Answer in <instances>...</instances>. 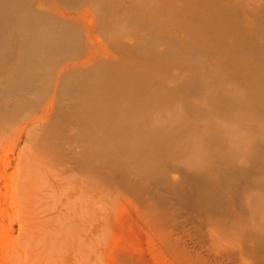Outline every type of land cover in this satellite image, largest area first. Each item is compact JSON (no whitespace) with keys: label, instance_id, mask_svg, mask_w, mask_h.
Returning a JSON list of instances; mask_svg holds the SVG:
<instances>
[{"label":"rangeland","instance_id":"374dc122","mask_svg":"<svg viewBox=\"0 0 264 264\" xmlns=\"http://www.w3.org/2000/svg\"><path fill=\"white\" fill-rule=\"evenodd\" d=\"M83 1L0 0V28H4L0 30V38L6 35L3 37L5 41L0 39V264H264V0H153L152 3L149 0H104L103 6L106 3L107 11L93 6L91 16L83 13V6L87 3ZM192 1L194 4H191ZM144 2V5L149 4L148 7L141 5ZM109 7L111 10H108ZM147 8L159 19L166 15H171L170 20L175 17L169 23L168 32L159 34V28L151 29L144 23L145 15L151 12ZM193 10L199 14L194 12L201 20L195 18L199 28L194 24L195 28L190 21ZM111 12L117 21H106V16L103 18ZM176 18L182 20V26ZM175 20L180 26L174 23ZM184 24L186 27L191 24L192 27L184 29ZM4 25H8V29ZM19 31L24 41H21L22 38L18 40L19 35L16 34ZM41 34L43 37H40ZM19 44H24L26 50ZM162 66H165L164 70ZM253 69L258 71L260 79L254 76ZM200 71L203 77H200ZM250 75L254 77H251L252 80ZM81 79L85 81L81 82ZM141 80L142 84H146H143L144 88L147 87L146 92L141 87L143 92L149 97L156 92L154 98L158 97L155 98L158 102L167 100L168 110L170 105L175 110L171 112L173 108L170 109L171 118L174 119L175 114L179 124H182L181 121L185 124L180 125L183 129L186 127V132L180 129L178 136L172 132L173 127L167 126L169 131L166 134L164 130L167 127L161 129V133L160 124L155 125H158L156 128L160 134L165 132L162 143L165 139L164 144L168 148L161 143L160 134L154 138L158 135L155 134V126L152 129L149 125L155 134L150 138L146 134L151 129L136 126L140 121L134 118L137 116L133 111H138L144 104L136 103V96L129 92L125 93L132 98L115 91L118 82L124 85L128 82L139 88ZM203 80L215 86L212 95L217 92L215 97L218 95V99L231 92L232 96H227L228 101L221 99L218 108L203 104L199 99ZM159 81L164 87H157ZM73 83L79 84L76 87L81 90L76 89ZM96 83L102 87L94 89L97 88ZM222 83L225 85L222 86ZM216 86H220L219 90ZM82 89H87L89 94L83 93ZM254 89L259 90L258 94L263 92L262 95L256 94ZM77 90L84 96L88 94L90 98H98L84 104L83 99L87 96L78 95ZM233 92L241 97L236 99ZM54 98L58 100L53 101ZM246 99L251 101L250 107L254 110H246L244 105L249 103L245 102ZM91 101L95 102L92 106ZM78 102L89 109L84 110ZM96 103L102 108L98 110ZM109 103L121 108L116 107V110ZM237 106H240L239 109ZM113 108L118 112L113 114ZM228 109L232 114L237 110L238 116L235 113L231 116ZM123 110L127 114H123ZM119 111L127 117L124 121ZM227 111L229 114H226ZM256 111L260 112L259 116ZM105 112L112 113L109 115L111 121L114 115L120 116L119 124L109 121ZM194 112L205 117L201 115L198 119ZM247 112L252 115L247 116ZM219 113L225 115L219 116ZM255 113L258 117L254 116ZM88 114L92 118L87 117ZM212 116L215 118H212L215 120L213 126L209 123L205 125L210 120L208 117ZM238 117L240 120L236 119ZM249 117L253 118L252 121ZM88 118H95L101 125ZM218 121L226 129L223 134ZM126 122H130V126ZM187 123L191 124L190 127ZM235 123L238 126L234 127ZM252 124L256 125L249 127ZM100 127L105 131V127H110L108 133L111 137L113 130L115 137L130 130L131 134H125L136 139L128 141L126 135V138L120 137L122 141L114 136L111 138L108 133V136L102 135ZM111 127L118 128L112 130ZM141 127L145 132L143 136L139 131ZM135 131L140 132L139 135ZM195 132L198 134L194 136ZM145 135L146 142L143 140ZM168 135L178 137L181 144L179 139L176 141V137ZM224 135L226 137L222 140ZM232 135L235 138H251L243 144L244 147H240L241 150L243 147L242 151L239 149L241 154L235 153L236 149L231 150L230 143L226 141ZM152 138L155 143L160 141L162 145L159 146H165L161 148L154 144V148L164 149L161 150L163 154L153 146L150 147L157 155H154L155 152L150 154L153 150L149 146L144 150L147 140ZM138 139L141 145L143 141L146 143L142 148L136 142ZM118 140L120 143L115 146ZM134 141L138 144L137 151ZM183 141L190 145L188 148L191 145L200 149L205 147L204 152L203 149H196L204 156L200 154V158L192 155L187 147L182 146L183 149ZM122 143L123 146L120 145ZM125 144H128V150H125ZM168 145L175 147L172 149ZM226 148L227 154L223 150ZM118 150H123V154ZM125 152L126 155L133 152L137 156L128 154L132 156L130 158ZM143 155L146 164L142 163L146 167L138 165ZM152 155L158 158L153 159Z\"/></svg>","mask_w":264,"mask_h":264},{"label":"bare ground","instance_id":"6f19581e","mask_svg":"<svg viewBox=\"0 0 264 264\" xmlns=\"http://www.w3.org/2000/svg\"><path fill=\"white\" fill-rule=\"evenodd\" d=\"M107 1H109V0H107ZM149 1H150L151 3L153 2V0H149ZM172 1H173V0H172ZM178 1H179V0H178ZM178 1H177V2H178ZM83 2H84V3H85V2L88 3V5H86V4H87V3H86V4L83 6V13H85V14L88 13L90 16H91V14H93V12H94L93 6H94V8H95V7H97V8H100V7H101V9H103V10L105 9V6H107L106 3H105V6H103L104 0H84ZM173 2H174V1H173ZM177 2H176V3H177ZM188 2H191V0H189ZM188 2H187V3H188ZM179 3H180V2H179ZM144 4H145V2H144L143 4H141V5L146 6V7H148V5H149L148 3H147L148 5H147V4L144 5ZM180 4H181V3H180ZM180 4H179V5L177 4V5L180 6ZM191 4H194V2L192 1ZM90 5H91V6H90ZM155 5H156V4H155ZM173 5H175V4H173ZM173 5H172V6H173ZM186 5H187V4H186ZM172 6H171V7H172ZM181 6H183V5H181ZM181 6H180V7H181ZM0 7H1V6H0ZM107 7H108V6H107ZM169 7H170V6H169ZM173 7H174V6H173ZM176 7H177V6L175 5V8H176ZM180 7H179V8H180ZM185 7H187V6H185ZM192 7H193V5H192ZM182 8H184V6H183ZM182 8H180V9H182ZM109 9L111 10V7H109L108 10H109ZM172 9H173V8H171V11L174 12V10H172ZM188 9H189V5H188ZM190 9H191V8H190ZM103 10H102V11H103ZM105 10L107 11V9H105ZM147 10L151 11V9H149V8H147ZM168 11H170V10H168ZM168 11H166V12H168ZM179 11H181V10H179ZM182 11H183V9H182ZM175 12H176V11H175ZM183 12H184V11H183ZM194 12H195V11L193 10L192 14L195 15L196 17H194L193 15H191V16H190V17H191V20H190V21L193 22V25L196 24V27H198L197 24H198L199 22L197 23V22H196L197 20L195 21V18L197 19L198 16H197L196 14H194ZM6 13H9V12H6ZM10 13H12V12H10ZM105 13H107V12H105ZM180 13H181V12H180ZM187 13H189V11H187ZM190 13H191V12H190ZM195 13H197V12H195ZM4 14H5V13H4ZM14 14H15V13H14ZM96 14H97V13H96ZM166 14H167V13H166ZM177 14H179V13L177 12ZM197 14H198V13H197ZM8 15H9V14H8ZM94 15H95V14H94ZM103 15H104V14H103ZM198 15H199V14H198ZM2 16H3V15H2ZM5 16H7V15H5ZM92 16H93V15H92ZM100 16H101V15H100ZM105 16L107 17L106 21H107V20H111L112 22L117 21V20H115V19L113 18V17H114L113 12H111V14H109V15H107V14L104 15L103 18H104ZM169 16L171 17V15H168V16L166 15V17H163V18L161 17L162 19H159V17H157V15H154V13L151 11L148 15H145V17H144V23H145L148 27L150 26L151 29H157V28H159V29H158L159 34H160V32H161L162 34H165V33L168 32V30H169L168 27H169V23H170V21H173L174 18H175V17H174V18H171V20H170ZM178 16H180V15H178ZM180 18H182V17L180 16ZM186 18H188V16H187ZM186 18H185V19H186ZM6 19H7V18H6ZM172 19H173V20H172ZM176 19H178V18H176ZM188 19H189V18H188ZM198 19H199V17H198ZM160 20H161V22H160ZM178 20H179L178 22H180V24H181V26H182V23H183V22L181 23V21L184 20V19L182 18L181 21H180V19H178ZM0 21H2V20L0 19ZM104 21H105V20H104ZM175 21H176V22H175ZM175 21H174V23H176L177 25L180 26V24L177 22V20H175ZM185 21L188 22L187 19H186ZM190 21H189V23H190ZM194 21H195L196 23H194ZM199 21H201V20L199 19ZM187 22H186V23H187ZM174 23H173V24H174ZM201 23H202V22H201ZM6 24H7V23H6ZM176 24H175V25H176ZM11 25H13V24L11 23ZM11 25L9 24V26H11ZM170 25H171V24H170ZM177 25H176L175 27L180 28V27H178ZM190 25H191V24H189V25L187 24V27H189ZM2 26H3V25H2ZM4 26H5V25H4ZM7 26H8V25H7ZM7 26H5V27L8 29ZM23 26H24V25H23ZM25 26H26V24H25ZM27 26H28V25H27ZM172 26H173V25H172ZM172 26H170V27H172ZM0 27H1V26H0ZM13 27H14V25L12 26V28H13ZM183 27H185L184 29L187 28V27L185 26V24H184ZM183 27H181V28H183ZM190 27H192V26H190ZM194 27H195V25H194ZM196 27H195V28H196ZM21 28H23V27H21ZM28 28H29V27H28ZM195 28H194V29H195ZM198 28H199V27H198ZM3 29H4V28H3ZM3 29L0 28V30H3ZM122 29H123V28H122ZM161 29H162V30H161ZM188 29H189V28H188ZM190 29L193 30L192 28H190ZM22 30H23V29H22ZM40 30H41V29H40ZM41 31H42V30H41ZM153 31H154V30H153ZM162 31L165 32V33H163ZM1 32H2V31H1ZM19 32H20V31H19ZM19 32H18V33H19ZM2 33H3V32H2ZM6 33H7V32H6ZM6 33H5V34H6ZM15 33H16V32H15ZM41 33H42V32H41ZM43 33H44V32H43ZM48 33H49V31H48ZM153 33H154V32H153ZM131 34H132V33H131ZM131 34H130V35H131ZM134 34H135V33H134ZM136 34H137V33H136ZM17 35H19V36L17 37L18 40H20L19 38H22V37H23V36L21 35V32H20L19 34H16V36H17ZM20 35H21V37H20ZM44 35L47 36L46 33H45ZM2 36H3V35H2ZM41 36H42V34L40 35V37H41ZM131 36H132V35H131ZM133 36H134V35H133ZM3 37L5 38L6 35H4ZM3 37H1L2 39H1V38H0V39L3 40ZM30 37H31V36H30ZM34 37H35V36H34ZM37 37H38V35H37ZM42 37H43V36H42ZM54 37H55V36H54ZM138 37H139L138 40H140V36H138ZM25 38H26V37H25ZM25 38H24V39H25ZM44 38L46 39V37H44ZM133 38H134V40L136 39L135 37H133ZM27 39H29V35H28V38H27ZM49 39H50V38H49ZM49 39L47 38V40H49ZM55 39H56V38H55ZM57 39H58V38H57ZM22 40H23V38L21 39V41H22ZM47 40H46V41H47ZM51 40H52V38H51ZM131 40H132V39H131ZM3 41H5V40H3ZM3 41H2V42H3ZM23 41H24V40H23ZM25 41H26V39H25ZM54 41H56V40H54ZM136 41H137V39H136ZM0 42H1V41H0ZM28 42H29V41H27V43H28ZM32 42H33V41H32ZM56 42H58V41H56ZM19 43H21V42H19ZM22 43H23V42H22ZM27 43H26V46L29 44V43H28V44H27ZM37 43H40V42H37ZM1 44H2V43H1ZM4 44H5V43H4ZM34 44H35V43H34ZM58 44H59V43H58ZM60 44H61V42H60ZM19 45H20V44H19ZM19 45H17V46H19ZM22 45H23V48H25V47H24V44H22ZM22 45H20V47H21ZM40 45L42 46V44H40ZM53 45H54V43H53ZM61 45H62V44H61ZM61 45H60V46H61ZM63 45H64V44H63ZM7 47H8V44H7ZM27 47H29V46H27ZM18 48H19V47H18ZM41 48H42V47H41ZM19 49H20V48H19ZM19 49H18V50H19ZM21 49H22V48H21ZM29 49H30V47H29ZM39 49H40V48H39ZM39 49H38V51H39ZM23 50H24V49H22V51H23ZM25 50H26V48H25ZM25 50H24V52H25ZM31 50H32V49H31ZM34 50H35V49H34ZM19 51H21V50H19ZM22 51H21V52H22ZM40 51H42V50L40 49ZM32 52H33V51H32ZM34 52H35V51H34ZM43 52H44V51H43ZM19 53H20V52H18V54H19ZM28 53H29V52H28ZM38 53H41V52H38ZM20 54H23V52L20 53ZM30 54H31V53H30ZM41 54H45V53H41ZM41 54H40V55L38 54V55L41 56ZM14 56H15V55H14ZM35 56H36V53L34 54V57H35ZM142 56H143V55H142ZM15 57H16V56H15ZM17 57H18V55H17ZM19 57H21V56L19 55ZM28 57H29V56H27V59H28ZM41 57H42V56H41ZM41 57H40V59H41ZM144 57H147V59H148V55H147V56L144 55ZM22 58H23V56H22ZM35 58H37V57H35ZM35 58H34V61H35ZM38 58H39V57H38ZM149 58H150V57H149ZM150 59L153 61L152 58H150ZM150 59H148V60H150ZM37 60H38V59H37ZM37 60H36V62H37ZM41 60H42V59H41ZM4 61H5V60H4ZM39 61H40V60H39ZM144 61H145V59H144ZM146 61H147V60H146ZM152 61H151V62H152ZM147 62H148V61H147ZM6 63H8V62H6ZM37 63H38V62H37ZM39 63H40V62H39ZM152 64H153V63H152ZM12 65H13V63H12ZM150 65H151V64H150ZM26 66L28 67V65H26ZM151 66H152V65H151ZM158 66H159V65H158ZM2 67H3V66H2ZM36 67H37V66H36ZM146 67H147V66H146ZM153 67H154V65H153ZM164 67H165V66H164ZM164 67L162 66V69H163ZM243 67H244V66H243ZM245 67H247V66H245ZM37 68H40V66L37 67ZM147 68H150V67H147ZM147 68H146V69H147ZM156 68H157V67H156ZM158 68H159V67H158ZM158 68H157V70H159V69L161 68V66H160L159 69H158ZM248 68L250 69L249 66H248ZM248 68H247V69H248ZM5 69H6V68H5ZM146 69H145V70H146ZM150 69H151V68H150ZM153 69H155V68H153ZM162 69H161V70H162ZM244 69H245V68H244ZM6 70H7V69H6ZM118 70H119V69H118ZM118 70H117V71H118ZM121 70H122V69H121ZM155 70H156V69H155ZM157 70H156V72H157ZM163 70H164V69H163ZM253 70H254V69H253ZM253 70H252V71H253ZM49 71H51V70H49ZM59 71H60V70H59ZM245 71H248V70H245ZM249 71H250V70H249ZM249 71H248L247 73H251V71H250V72H249ZM3 72H5V71H3ZM118 72H119V71H118ZM118 72H117V73H118ZM126 72L128 73L127 70H126ZM126 72H125V73H126ZM131 72H132V71H131ZM148 72H149V71H148ZM153 72H154V70H153ZM162 72H163V71H162ZM162 72H161V73H162ZM254 72L256 73V72H258V71L254 70ZM254 72H253V73H254ZM117 73H116V75H117ZM146 73H147V72H146ZM151 73H152V72H151ZM196 73H197V72H196ZM198 73H199V72H198ZM198 73H197V74H198ZM205 73H206V72H205ZM205 73H204V74H205ZM245 73H246V72H245ZM5 74H7V73H5ZM159 74H160V73H159ZM201 74H202V73H201V71H200L199 75H200V77H203V76H201ZM3 75H4V74H3ZM10 75H11V74H10ZM136 75H137V74H136ZM157 75H158V74H157ZM160 75H161V74H160ZM253 75H254V74H253ZM256 75H257V77H256ZM6 76L9 77L8 75H6ZM61 76H62V75H61ZM130 76H131V75H130ZM132 76H134V75H132ZM142 76H143V75H142ZM245 76H246V75H245ZM254 76H255L257 79H260V78L258 77V73H256ZM3 77H4V79L7 80V78H5V76H3ZM12 77H13V76H12ZM121 77H122V76H121ZM134 77H136V76H134ZM139 77H140V76H138L137 78H139ZM247 77H248V76H247ZM251 77H252V76L250 75L249 78L251 79ZM60 78H62V77H60ZM119 78H120V75H119ZM119 78H118V79H119ZM126 78H127V77H126ZM161 78H162V77H161ZM249 78H248L247 80H249ZM252 78H254V77H252ZM256 78H255V79H256ZM13 79H14V78H13ZM118 79H117V80H118ZM128 79H129V78H128ZM131 79H132V78L130 77L129 80H131ZM139 79H140V78H139ZM139 79H138V80L136 79L137 82H139ZM199 79H201V78H199ZM63 80H64V79H63ZM63 80H62V81H63ZM65 80H66V79H65ZM81 80H82V79H81ZM81 80H77V81H81ZM119 80H121V79H119ZM144 80H145V79H144ZM162 80H163V79H162ZM251 80H252V79H251ZM13 81H14V80H13ZM62 81H61V82H62ZM77 81L75 80L74 82H77ZM84 81H85V80H82L81 82H84ZM91 81H94V80H91ZM123 81H124V80H123ZM123 81H121V82H123ZM65 82H66V81H65ZM71 82H72V81H71ZM117 82H118V81H117ZM126 82H127V81H126ZM129 82H130V81H129ZM161 82H162V81H161ZM161 82L159 81V84L157 85V87H162V86H163L164 80H163V83H161ZM201 82H202V81H201ZM247 82H248V81H246V84H248ZM257 82H259V80H257ZM67 83H68V82H67ZM78 83H79V82H78ZM90 83L93 84V82H90ZM111 83H112V82H111ZM82 84H83V83H82ZM122 84H123V85H122ZM143 84L146 86L145 82H144ZM143 84H142V80H141V84H140L141 86L139 85V88L136 87V86H134V85H132L131 83L128 84V82H127L126 85H124V83H119V82L115 85V87H116L115 91H116L117 93H120V94L123 93V94H124L125 92H129V93H131L132 95H135V96H136V99H137V102L135 101L136 103H138V102H142V103L144 104V105L139 104V105H141V106H140V109H139V106H138V109H139L138 111L134 108L136 112H134L133 110H130V111H133V113H135L136 116H137L138 118H137V117H134L135 115H132V117L136 118L138 122H139V121L141 122V123L139 122V125L137 124L136 126H137V127L139 126V128H140V125H143L142 127H147L146 129L149 130V129H151V128L149 127V125L153 127V126H155L156 124H158V125L160 124V126H159V127H161V128H159L160 130L166 128L167 126H170L171 128L173 127V128H172V130H173L172 132H174L177 136H178V133H179V132L181 133V131H179L180 129H182V130H183L182 132H184V130H185L186 127H185L184 129H183V127H181V125L184 124L183 121H181L182 124L180 123V124H181V125H180V124H179L180 121L177 120V115L175 116V114H174L173 117H175L176 119H175V118H174V119L171 118L170 114H171V112H173L174 108L171 107V105H170V108H169V110H168L167 105H168L169 102H168L167 100H164V102L167 101L166 104H165L163 101L158 102V101L156 100L158 97H155L156 99L154 98V95H155L156 92H155V93L152 92V93H154L153 97H149L150 95L147 96V95H146L147 93H144V92H143L144 90L141 88V87L144 88ZM164 84H165V83H164ZM218 84L221 85L220 83H218ZM218 84H217V85H218ZM263 84H264V83H263ZM16 85H17V84H16ZM58 85L60 86L61 84L59 83ZM62 85L65 86V84H63V83H62ZM76 85L78 86L79 84H76ZM76 85H74V83H73V86L77 89L79 86L76 87ZM83 85H84V87H85V84H83ZM94 85H95V82H94ZM98 85H100V84H98ZM98 85H97V83H96V87H97V88H94V89H98V88L100 89V87H102V86L98 87ZM136 85H137V84H136ZM201 85H202L203 88H202V90H201V94H200L199 99H200V101H201L203 104H204V103H207V104H205V105H208V104H209V106L211 105V106H216V107H217V105H218V103H219V101H220L221 99L223 100V98H224L226 101H228V97H227V96L230 97V94H231V96H232V92H231V93L228 92V93H230V94L227 95V94H224V93H225V91H224V93H220V94H222V95L224 94L223 98H221V99L219 98V99H218V97H217L218 95L215 97V95L217 94L216 91H215L216 94L214 93L215 95H212V91H213V88H214L215 86L210 85V83L207 84V82H205V80H203V82H202ZM223 85H225V83H222V86H223ZM250 85H251V83H250ZM250 85H248V86H250ZM10 86H11V85H10ZM66 86H67V85H66ZM86 86H88V84H86ZM137 86H138V85H137ZM222 86H221V87H222ZM253 86H254V85H253ZM13 87H15V86H13ZM68 87H70V86H68ZM91 87H93V85H92ZM91 87H90V88H91ZM94 87H95V86H94ZM111 87H114V85H113V86L111 85ZM115 87H114V88H115ZM163 87H164V86H163ZM216 87H217V86H216ZM224 87H225V86H224ZM254 87H255V86H254ZM263 87H264V86H263ZM11 88H12V87H11ZM11 88H9V89H10V92H11V90H12ZM16 88H17V86H16ZM16 88H15V89H16ZM56 88H57V87H56ZM88 88H89V87H88ZM154 88H156V87H154ZM200 88H201V86H200ZM219 88H220V86L217 87V90H219ZM222 88H223V87H222ZM251 88H252V86H251ZM17 89H18V88H17ZM57 89L59 90V88H57ZM67 89H68V88H67ZM78 89H79V88H78ZM144 89H146V90H145V92H146V91H147V87L144 88ZM256 89H257V85H256ZM258 89H259V87H258ZM262 89H264V88H262ZM19 90H20V88H19ZM68 90L70 91V89H68ZM79 90H81V89H79ZM79 90H77L76 93H78V95L82 96L83 94H81V93L79 94V92H81V91H79ZM86 90H87V89H85V90L82 89V92H83V93H84V91L87 92L88 90H87V91H86ZM110 90H111V88H110ZM113 90H114V89H112L111 92L115 94V91H113ZM251 90L253 91V88H252ZM254 90H255V89H254ZM7 91H8V90H7ZM59 91H60V90H59ZM72 91H73V90H72ZM93 91L96 92L95 90H93ZM100 91H101V90H100ZM105 91H106V90L103 91L104 94H105ZM202 91H203V92H202ZM221 91H222V90H221ZM236 91H237V90H236ZM252 91H251V92H252ZM255 91H256V90H255ZM258 91H259V90H258ZM258 91H256V94H258ZM16 92H17V91H16ZM16 92H15V93H16ZM18 92H20V91H18ZM24 92L27 93L28 91H24ZM74 92H75V91H74ZM74 92H72V93L74 94ZM98 92H99V91H98ZM103 92H102V93H103ZM197 92H198V95H199L200 90L197 91ZM213 92H214V91H213ZM239 92H240V91H239ZM260 92H261V89H260ZM15 93H14V94H15ZM21 93H22V92H21ZM26 93H25V94H26ZM69 93L71 94V91H70ZM87 93H88V92H87ZM91 93H92V92H91ZM262 93H263V92H262ZM262 93H261V94H258V95L261 96ZM11 94H12V92H11ZM55 94H56V93H55ZM58 94H59V92H58ZM88 94H89V93H88ZM88 94H87V95H88ZM92 94H93V93H92ZM123 94H122V95H123ZM125 94L127 95L128 93H125ZM220 94H219V95H220ZM233 94H234V92H233ZM241 94H242V92H241ZM250 94H251V93H250ZM250 94H249V95H250ZM17 95H18V94L16 93L15 96H17ZM71 95H72V94H71ZM87 95H85V96H87ZM94 95H95V94H94ZM99 95H100V94H99ZM157 95H158V94H157ZM225 95H226V96H225ZM234 95H235V94H234ZM234 95H233V96H234ZM249 95H248V96H249ZM263 95H264V94H263ZM263 95H262V97H264ZM73 96H75V95H73ZM83 96H84V95H83ZM85 96H84V98H85ZM101 96H102V95H101ZM111 96H112V95H111ZM113 96L118 97L117 95H113ZM123 96H125V95H123ZM128 96H130V95L128 94ZM235 96H236V95H235ZM235 96H234V98H235ZM237 96H238V95H237ZM237 96H236V97H237ZM55 97H57V94H56ZM77 97H78V96H77ZM99 97H100V96H99ZM219 97H221V95H220ZM238 97H241V96H238ZM238 97H237L236 99H238ZM251 97H252V96H251ZM262 97H261V98H262ZM17 98H18V97H17ZM17 98H16V99H17ZM19 98H20V97H19ZM57 98L59 99V97H57ZM57 98H54L53 101H56L55 99H57ZM75 98H76V96H75ZM88 98H89V99H88ZM97 98H98V97H97ZM97 98H96V99H97ZM110 98H111V97H110ZM118 98H119V97H118ZM130 98H132V97L130 96ZM134 98H135V97H134ZM58 99H57V100H58ZM76 99H78V98H76ZM80 99H81V97H80ZM80 99H79L78 101H80ZM82 99H83V97H82ZM82 99H81V100H82ZM96 99H95L94 97H91V98H90V97L87 96L85 99H83V101H84V104H85L87 101H90V100H96ZM115 99H116V98H115ZM115 99H114V100H115ZM119 99H120V98H119ZM244 99H245V97H244ZM244 99H243V100H244ZM252 99H253V98H252ZM17 100H18V99H17ZM21 100H22V99H21ZM102 100H103V99H102ZM48 101H49V100H48ZM107 101H108V98L106 99V102H107ZM109 101H110V100H109ZM132 101H133V99H132ZM236 101L239 103L238 100H236ZM240 101H241V100H240ZM247 101H249V100L246 99L245 102H247ZM252 101H253V100H252ZM16 102H17V101H16ZM103 102H104V101H103ZM114 102H115V101H114ZM116 102H117V100H116ZM118 102H120V100H119ZM118 102H117V103H118ZM133 102H134V101H133ZM135 102H134V103H135ZM161 102H162V103H161ZM224 102H225V101H224ZM230 102H231V101H230ZM245 102H244V103H245ZM256 102H257V101H256ZM20 103H21V102H20ZM23 103H24V102L22 101L21 105H22ZM53 103H54V102H53ZM91 103H92L91 105H90V102H89L88 104H89L90 106H92L93 104H95V102H93V101H91ZM110 103H112V98H111V102H110ZM110 103H109V106H110ZM163 103H164V104H163ZM221 103H222V102H221ZM221 103H220V104H221ZM240 103H241V102H240ZM242 103H243V102H242ZM257 103H260V101L257 102ZM15 104H16V103H15ZM102 104H103V103H102ZM119 104H120V103H119ZM220 104H219V107H220ZM223 104H224V103H223ZM249 104H250V105H249ZM252 104H253V103H252ZM261 104H262V103H261ZM261 104H260V105H261ZM78 105H79V102H78ZM96 105L99 106V107L96 106V107L98 108V110H99V108H100V109L102 108V107H100L101 102H100V105H98V103H96ZM115 105H116V106H115ZM115 105L112 104L110 107L113 106L116 110H118V109L116 108V107H118L117 104H115ZM131 105H132V104H131ZM134 105H136V104H134ZM137 105H138V104H137ZM237 105H240V104H237ZM262 105H263V104H262ZM11 106H12V105H11ZM13 106H14V105H13ZM13 106H12V107H13ZM79 106H80V107L82 106L81 108H83L84 110H86V109L88 108V106H87V108L85 109V108L83 107V106H85V105H83V103H82V105H81V103H80ZM109 106H108V107H109ZM142 106H143V107H142ZM221 106H222V105H221ZM230 106L233 107L232 103H231ZM230 106L228 105L229 108H230ZM250 106H252V105H251V101H249L248 104L244 105L245 108L247 107V108H246L247 111L252 110L253 107H250ZM257 106H258V104H257ZM12 107H11V109H13L12 111H14V108H12ZM130 107H131V106H130ZM132 107H134V106L132 105ZM136 107H137V106H136ZM195 107H196V106H194V108H195ZM207 107H208V106H207ZM216 107H214V108H216ZM222 107H223V106H222ZM237 107H238V106H237ZM239 107H240V106H239ZM239 107H238L237 109H239ZM114 108H113V111H114ZM118 108L120 109L121 106L118 107ZM122 108H124V107H122ZM127 108H128V106H127ZM171 108H173V109L171 110V112H170V114H169V111H170ZM194 108H193V109H194ZM217 108H218V107H217ZM223 108H224V107H223ZM223 108H222V109H223ZM245 108H244V109H245ZM257 108H260V107H257ZM15 109H17V105H16V108H15ZM48 109H49V108H48ZM88 109H89V108H88ZM103 109H104V108H103ZM109 109H110V108H109ZM109 109H108V111H109ZM124 109H125V108H124ZM130 109H132V108H130ZM197 109H199V107H198ZM209 109H210V108H209ZM211 109H213V108H211ZM220 109H221V108H219V110H220ZM254 109H255V108H253V110H254ZM111 110H112V108H111ZM111 110H110V111H111ZM116 110H115V111H116ZM194 110H195V109H194ZM194 110H193V111H194ZM232 110H233V109H232ZM258 110H260V109H257V111H258ZM5 111H7V110H5ZM12 111H8V112L10 113V112H12ZM87 111H88V110H87ZM101 111H104V110H101ZM108 111H107V112H108ZM115 111H114L113 114H115V113L118 112V111H117V112H115ZM127 111H128V109H127ZM127 111L124 112V110H123L122 112H124L123 114H127ZM130 111H129V112H130ZM228 111H230V110L228 109ZM228 111L226 112V114H227V113L229 114ZM236 111H237V110H235V112L233 111V114H232L231 111H230L231 116H233L234 113H235V115H236V114L238 113V112H236ZM238 111H239V110H238ZM257 111H256V112H257ZM90 112H91V111H90ZM90 112H89V113H90ZM96 112H97V111H96V109H95V114H96ZM111 112H112V111H111ZM120 112H121V111H119V114H120ZM137 112H139L138 115H137ZM174 112H175V110H174ZM195 112H196V111H195ZM195 112L193 113V115H194V114L196 115ZM9 113H8V115H11V114H9ZM86 113H87V112H86ZM97 113H98V112H97ZM105 113H106V112H105ZM109 113H110V112H109ZM197 113H198V112H197ZM239 113H241V111H240ZM252 113H253V112H252ZM257 113H258V116H259V113H260V112H257ZM261 113H263V112H261ZM6 114H7V113H6ZM91 114L93 115L94 112H92ZM91 114H90V115H91ZM95 114H94V115H95ZM111 114H112V113H111ZM111 114H107V113H106L107 116H109V115H111ZM119 114H118V116H119ZM131 114H132V113H131ZM131 114H130V115H131ZM200 114H201V113H200ZM220 114H222V113H219V116H220ZM223 114H224V113H223ZM223 114H222V115H223ZM242 114H243V112H242ZM248 114H251V113H248V112H247V116H248ZM255 114H256V113H255ZM1 115L4 116V114H2V113H1ZM88 115H89V114H88ZM88 115H87V117L92 118V117H90V115H89V116H88ZM92 115H91V116H92ZM116 115H117V114H116ZM128 115H129V114H128ZM130 115H129V116H130ZM201 115H202V114H201ZM201 115H199V116H201ZM224 115H225V114H224ZM224 115H223V116H224ZM239 115H240V114H239ZM251 115H252V114H251ZM253 115H254V114H253ZM260 115H261V114H260ZM103 116H104V115H103ZM107 116H106V118H107ZM112 116H113V115H112ZM120 116L123 117V116H122V113L120 114ZM120 116H119V118H118L117 116L114 115V117L112 118V121H113V122L110 120V119H111L110 116H109L108 120L111 121L113 124H114V123L119 124ZM126 116H127V115H126ZM196 116H197V117H196ZM196 116H195L196 118L199 117L198 115H196ZM223 116H221V117H223ZM227 116H228V115H226V117H227ZM236 116H238V115H236ZM243 116H246V115L243 114ZM254 116H257V114L254 115ZM254 116H253V117H254ZM258 116H257V117H258ZM0 117H2V116H0ZM4 117H5V116H4ZM7 117H8V116H7ZM99 117H100V116H99ZM178 117H179V116H178ZM180 117H181V116H180ZM201 117L204 118L205 115H202ZM201 117H200V118H201ZM241 117H242V116H241ZM8 118H9V117H8ZM89 118H88V119H89ZM100 118H101V117H100ZM124 118H127V117H123V121H124ZM129 118H130V117H129ZM181 118H182V117H181ZM181 118H180V120H181ZM212 118H213V116H212V117H208V119H210V120H209L208 122L206 121L207 124L205 123V125H208V123H209L210 125L214 124V123H215V122H214L215 120H212ZM249 118H250V120H251L252 117H249ZM2 119H3V118H2ZM5 119H6V118H5ZM94 119H95V118H94ZM94 119H89V120L92 121V120H94ZM136 119H134V121H135ZM138 119H139V120H138ZM178 119H179V118H178ZM183 119H184V118H183ZM198 119H199V118H198ZM213 119H215V118H213ZM231 119H232V118H231ZM236 119L238 120L239 117L236 118ZM244 119H245V117H244ZM246 119H248V118H246ZM252 119H253V118H252ZM257 119H258V118H257ZM257 119H256V120H257ZM102 120H103V119H102ZM108 120L106 119V121H108ZM121 120H122V119H121ZM121 120H120V121H121ZM130 120L133 121L132 119H130ZM196 120H197V119H196ZM225 120H226V119H225ZM229 120H230V118H229ZM229 120H226V121H229ZM239 120H240V119H239ZM259 120H260V122H261L262 119H259ZM0 121H2L1 118H0ZM3 121H4V120H3ZM97 121H98V120L95 119V124H96V123L98 124ZM125 121H126V120H125ZM184 121H185V120H184ZM244 121H245V120H244ZM251 121H252V120H251ZM111 122H110V123H111ZM121 122H122V121H121ZM233 122H234V121H233ZM241 122H243V120L240 121V123H241ZM253 122H254V121H253ZM253 122H251V123H253ZM257 122H258V120H257ZM262 122H263V121H262ZM262 122H261V123H262ZM124 123H125V122H123V124H124ZM133 123H134V122H132L131 124H133ZM185 123H186V121H185ZM221 123H222V122H221ZM230 123H231V122H230ZM247 123H249V122H247ZM254 123H255V122H254ZM258 123H259V122H258ZM99 124H100V123H99ZM99 124H98V126H99ZM134 124H135V123H134ZM134 124H133V125H134ZM187 124H188V123H187ZM225 124H226V122H225ZM241 124H242V123H241ZM244 124H246V122H244ZM262 124H263V123H262ZM262 124H261V127H262ZM100 125H101V124H100ZM111 125H112V124H111ZM126 125H129V126H130V122H128V124H127V122H126ZM126 125H125V126H126ZM158 125H157V126H158ZM184 125H185V124H184ZM184 125H183V126H184ZM188 125H189V127H190L191 124H188ZM221 125H222V124H221ZM221 125H220V123H219V121H218L219 130L221 131V134H223L222 131L225 129V127H224V126H221ZM226 125H227V124H226ZM229 125H231V124H229ZM233 125H234V124H233ZM247 125H248V124H246V126H247ZM249 125H250V124H249ZM253 125H256V124H252V126H249V127H252V128H253ZM102 126H103V125H102ZM121 126H122V125H121ZM123 126H124V125H123ZM157 126H155V128H156ZM212 126H213V125H212ZM220 126H221V127H220ZM231 126H232V125H231ZM235 126H238V125L235 123L234 127H235ZM87 127H88V126H87ZM103 127H104V126H103ZM127 127H128V126H127ZM137 127H136V128H137ZM142 127H141V130L139 129L140 132L142 131V132H141V133H142L141 136H143V135H144L143 133H145V132H143V131H144V128H142ZM205 127H206V126H205ZM215 127H217V125H215ZM247 127H248V126H247ZM105 128H107V130H106L107 132L105 131V129L103 130V129H101V127H100V129H101L100 132H101L102 135H107V133L110 132V131H108V129H109L110 127H109V128H108V127H105ZM111 128H112V127H111ZM116 128H118V127H116ZM116 128H112V130H113V129H116ZM119 128H120V127H119ZM123 128L127 129L126 127H123ZM131 128H133V127H131ZM134 128H135V127H134ZM134 128H133V129H134ZM136 128H135V130H136ZM168 128H169V127H167V128L164 130V131H166V134H167L168 131H169ZM206 128H207V130L209 129V127H206ZM229 128L231 129L232 127H229ZM229 128H227V130H228ZM256 128H260V127H257V126H256ZM85 129H89V128H85ZM142 129H143V130H142ZM152 129H154V127H153ZM152 129H151L150 131H147V132H149V134H146V135H148L147 138H148V137L150 138V137L154 136L155 134H158V135L155 136L154 138H157V137L159 136V134H160V133H159V129H158V128L154 129V130H155V134L152 133ZM157 129H158V130H157ZM187 129H188V127H187ZM190 129H191V128H190ZM245 129H246V128H245ZM247 129H248V128H247ZM167 130H168V131H167ZM209 130H210V129H209ZM225 130H226V129H225ZM232 130H233V129H232ZM263 130H264V129H263ZM263 130H261V131L263 132ZM85 131L87 132V130H85ZM89 131H91V129H90ZM89 131H88V134H89ZM103 131H104L106 134H104ZM116 131H117V130H116ZM118 131L120 132L119 129H118ZM118 131H117V132H118ZM121 131H122V130H121ZM137 131H138V129H137ZM137 131H135V132H137ZM156 131H157L158 133H157ZM191 131H192V130H191ZM191 131H189V132H191ZM233 131H234V130H233ZM113 132H115V131L113 130ZM113 132L111 131V133L113 134L112 137L116 134V132H115V134H114ZM126 132H127V131L124 132V135H126V134H125ZM129 132H130V130L127 132V134H128ZM131 132H132V130H131ZM140 132H139V133H140ZM162 132H163V131L161 130V133H162ZM185 132H186V130H185ZM192 132H193V131H192ZM228 132L231 133V131H228ZM262 132H261V133H262ZM93 133H94V132H92V134H93ZM137 133H138V132H137ZM139 133H138V135H139ZM150 133H151V134H150ZM169 133H171V132H169ZM174 133H172V134H174ZM187 133H188V132H187ZM196 133L198 134V132H195V133H194V136H195ZM208 133H209V132H208ZM86 134H87V133H86ZM118 134H120V133H118ZM129 134H131V133H129ZM209 134H210V133H209ZM218 134H219V132H218ZM228 134H229V133H228ZM84 135H85V134H84ZM84 135H83V136H84ZM93 135L95 136V133H94ZM93 135H92V136H93ZM97 135H98V134H97ZM102 135H100V137H102ZM108 135L111 137V135H110L109 133H108ZM108 135H107V136H108ZM120 135H121V134H120ZM124 135H121V136L125 137ZM133 135L135 136V134H133ZM146 135H145V137H144V139H143L144 141L146 140ZM160 135H161V137H162V138L160 137V138H161V143H162V139H163V137H164L163 135H165V132H164L163 135H162V134H160ZM169 135H170V134H169ZM169 135H168V137H174V135H173V136H169ZM190 135H191V134H190ZM199 135H200V138H201L202 135H201V134H199ZM211 135L213 136L212 133H211ZM230 135H231V134H230ZM90 136H91V135H90ZM94 136H93V137H94ZM98 136H99V135H98ZM107 136H106V139L109 140V139L107 138ZM115 136H116V135H115ZM115 136H114V138H116V139H120V140H121V138H120L121 136H120V137H119V136L115 137ZM126 136H127V135H126ZM129 136H131V137H129ZM129 136H127L128 139H129L128 141H131V138L134 139V137H133L132 135H129ZM136 136H137V134H136ZM141 136H140V137H141ZM194 136H193V137H194ZM212 136H211V138H214V139H215V137H212ZM217 136H219V135H217ZM221 136H222V135H221ZM96 137H97V136H96ZM112 137H111V138H112ZM118 137H119V138H118ZM140 137H139V138H140ZM175 137H176V136H175ZM175 137H174V138H175ZM182 137H184V136H183V133H182L181 138H182ZM193 137H192V138H193ZM198 137H199V136H198ZM223 137H224V138H223ZM223 137H222V140L225 139L226 136L224 135ZM240 137H241V136H240ZM249 137H250V136H249ZM249 137L246 136V137H244V138H239V137L235 138V137L232 135L230 138H227L226 141H228V144L230 143V145H231V147H232L231 150L236 149L235 153H239V152H240V151H239L240 147L243 146V144H245L246 142L248 143V141H251V140H250L251 138H249ZM98 138H99V137H98ZM114 138H113V139H114ZM125 138H126V137H125ZM142 138H143V137H142ZM174 138H172V139H174ZM176 138H177L176 141H178V139L180 138V134H179V138H178V137H176ZM192 138H191V139H192ZM200 138H199V139H200ZM87 139H88V138H87ZM101 139H102V138H100L99 140H101ZM104 139H105V137H104ZM116 139H115V140H116ZM135 139H136V137H135ZM135 139H134V140H135ZM170 139H171V138H170ZM182 139L184 140V138H182ZM196 139H197V135H196L195 140H196ZM201 139H202V138H201ZM85 140H86V139H85ZM94 140H95V138H94ZM97 140H98V139H96V141H97ZM99 140L97 141V143L99 142ZM122 140H123V138H122ZM122 140H121V141H122ZM126 140H127V139H125V142H126ZM140 140L142 141L141 138H140ZM151 140H152V141H151ZM218 140H219V139H218ZM132 141H133V140H132ZM138 141H139V139H138L136 142L139 143V146H140L141 148H142L143 143L146 144V143H145L146 141H145V142L143 141L142 145L140 144L141 141H140V142H138ZM147 141H148L147 144H146L147 147H145L144 150H146V148H148V146H149L150 149H152L150 146H153V148H154V146H155L156 144H157V146H159L158 144H161L160 141H159V143H157V142L155 143V139H153V138H152V139H148ZM166 141H167V140H166ZM169 141H170V140H169V138H168V142H169ZM172 141H173V140H172ZM181 141H182V140H181ZM190 141H191V140H190ZM202 141H203V139H202ZM224 141H225V140H224ZM92 142H93V141H92ZM92 142H91V143H92ZM110 142H111V140H110ZM112 142H114V141H112ZM112 142H111V143H112ZM118 142H119V140L116 141V142H115L116 144H114V145L116 146V145L118 144ZM173 142H174V141H173ZM173 142H172V144H173ZM183 142H184V141H183ZM196 142H198V140H196ZM89 143H90V142H89ZM119 143H120V142H119ZM126 143H127V142H126ZM129 143H130V142H128V144H129ZM164 143H165V139H164ZM164 143H162V144H164ZM166 143H167V142H166ZM174 143H175V142H174ZM187 143H188V141H187ZM224 143H225V142H224ZM86 144H87V142H86ZM93 144H94V146H95V143H93ZM99 144H101V143H99ZM99 144H98L97 147H99ZM128 144H125V145H126V148L124 147L125 150H126V149L128 150V148H129V147H127ZM154 144H155V145H154ZM162 144H161V145H162ZM168 144H169V143H168ZM179 144H181L180 139H179ZM179 144H177V145H179ZM183 144H185V142L182 143L181 147L184 146L185 148H186V147L188 148V146H190V145H187V144H185V145H183ZM189 144H191V143H189ZM196 144H197V146H199V145H198L199 143H196ZM87 145H88V144H87ZM91 145H92V144H89V146H91ZM120 145L123 146L124 144L122 143V144H120ZM134 145H135V148L138 146V144H135V141H134ZM134 145H133V146H134ZM164 145H165V144H164ZM170 145H171V144H170ZM173 145H174V144H173ZM173 145H172V146H173ZM175 145H176V144H175ZM186 145H187V146H186ZM201 145H202V143H201ZM224 145H225V144H224ZM102 146H103V145H101V149H102ZM117 146H118V145H117ZM143 146H144V145H143ZM165 146H166V145H165ZM165 146H163V147H165ZM168 146H169V145H168ZM222 146H223V145H222ZM119 147H121V146H119ZM119 147H117V148L120 149ZM159 147L163 148L162 146H159ZM166 147H167V146H166ZM173 147H175V146H173ZM173 147H170V146H169V148H172V149H173ZM200 147H201V146H200ZM226 147H227V143H226ZM243 147H244V146H243ZM243 147H242V150H243ZM91 148H92V146H91ZM91 148H88V149L90 150ZM106 148H107V147H106ZM138 148H139V147H138ZM149 148H148V149H149ZM167 148H168V147H167ZM182 148H183V147H182ZM190 148H191V149H190ZM190 148H188V151H190V153H191L192 155L199 156L200 158H201V155L204 156V154H201V153L199 152V150L202 151L203 147H202V149H200V148L197 147L199 150H196L197 148H195L194 146L191 145ZM222 148H223V147H222ZM94 149H95V148H94ZM98 149H100V148H98ZM101 149H100V150H101ZM103 149H104V148H103ZM122 149H123V148H122ZM132 149H133V147H132ZM154 149H156L157 152H159V151H161V150H162V151L164 150V149L159 150L158 147H157V148H154ZM183 149H184V148H183ZM204 149H205V147H204ZM204 149H203L202 152H204ZM220 149H221V148H220ZM152 150H153V149H152ZM158 150H159V151H158ZM165 150H167V149H165ZM168 150H169V149H168ZM223 150H224V151L226 152V154H227V151H228L227 148H226V149H223ZM240 150H241V149H240ZM242 150H241V151H242ZM91 151H92V150H91ZM95 151H99V150L95 149ZM102 151H103V150H101V152H102ZM118 151H119V150H118ZM121 151H122V154H123V150H120L119 152H121ZM133 151H134V150H133ZM135 151H137V148L135 149ZM135 151H134V152H135ZM140 151H142V149H140ZM156 151L153 150V151H151L152 153L150 152V154H154V152L156 153ZM162 151H161V152H162ZM172 151H173V150H172ZM172 151H170V153H171ZM205 151H206V150H205ZM217 151H218V150H217ZM220 151H222V150H220ZM224 151H222V152L224 153ZM144 152H146V151H144ZM164 152H165V151H164ZM173 152H174V151H173ZM215 152H216V151H215ZM231 152H233V151H231ZM132 153H133V152L128 153V154H132ZM136 153H138V152H136ZM165 153H166V152H165ZM168 153H169V152H168ZM205 153H206V152H205ZM228 153H229V152H228ZM128 154H127V155H128ZM140 154H142V153H140ZM145 154H146V153H145ZM147 154L149 155V153H147ZM147 154H146V155H147ZM159 154H160V153H159ZM161 154H163V152H162ZM166 154H167V153H166ZM166 154H165V156H166ZM200 154H201V155H200ZM220 154L222 155V153H220ZM240 154H241V152H240ZM125 155H126V152H125ZM127 155H126V156H127ZM132 155H133V154H132ZM138 155H139V153H138ZM154 155H157V153L154 154ZM154 155H152V156H154ZM170 155H171V154H170ZM170 155H168V156H170ZM173 155H174V153H173ZM205 155H206V154H205ZM136 156H137V154H136L135 156L133 155V157H136ZM171 156H172V155H171ZM203 156H202V157H203ZM206 156H207V155H206ZM233 156H234V155H233ZM128 157L132 158L131 155H130V156L128 155ZM140 157H141V156H140ZM150 157H151V156H148V158H150ZM193 157H195V156H193ZM193 157H191V158H193ZM227 157H228V156H227ZM231 157H232V156H231ZM235 157H237V156H235ZM141 158H142V157H141ZM141 158H140V159H141ZM151 158H152V157H151ZM154 158L157 159L158 156H157V157L154 156L153 159H154ZM200 158H198V159H200ZM229 158H230V157H229ZM138 159H139V156H138ZM144 159H146V158H144V155H143V160H140L139 162H140V163L144 162ZM193 159H194V158H193ZM232 159H234V157H233ZM237 159H238V157H237ZM135 160H136V158H135ZM204 160H205V158H204ZM186 161H189V160H186ZM205 161H206V160H205ZM153 162H154V161H153ZM191 162H192V161H191ZM196 162H197V161H196ZM200 162H201V161H199V164L201 165ZM213 162H214V161H213ZM140 163H138V165L141 167V165H143V163H142V164H140ZM144 163L146 164V161H145ZM193 163H194V162H193ZM145 164L143 165L144 167L147 166V165H145ZM149 164L151 165L150 160H149ZM197 164H198V162H197ZM200 165H199V166H200ZM197 168H199V167H197ZM142 169H143V168H142ZM144 169H145V168H144ZM22 178H23V177H22ZM252 198H253V197H252ZM258 200H259V198H258ZM260 200H261V199H260ZM261 201H262V200H261ZM253 202H254V201H253ZM259 205H260V204H259Z\"/></svg>","mask_w":264,"mask_h":264}]
</instances>
